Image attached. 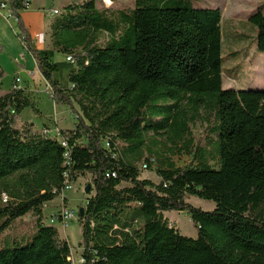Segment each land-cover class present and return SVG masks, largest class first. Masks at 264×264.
I'll list each match as a JSON object with an SVG mask.
<instances>
[{"label":"trees","instance_id":"trees-1","mask_svg":"<svg viewBox=\"0 0 264 264\" xmlns=\"http://www.w3.org/2000/svg\"><path fill=\"white\" fill-rule=\"evenodd\" d=\"M97 1L66 5L51 24L54 47L38 49L22 0H12L51 97L77 120L59 129L66 148L21 127V112L35 108L25 89L0 95V264H264V88L223 87L222 10L200 0H135L117 10ZM249 21L264 52V4ZM56 52L75 61H56ZM6 74L0 65V87ZM211 121L208 149L192 126ZM180 152L191 163L177 165ZM142 159L156 165L158 183L142 177ZM85 173L95 194L80 218L75 263L68 240L44 223L43 207ZM189 195L216 206L195 207ZM170 210L188 212L197 237L181 234L164 215ZM29 213L37 222L30 237L4 235Z\"/></svg>","mask_w":264,"mask_h":264},{"label":"rangeland","instance_id":"rangeland-1","mask_svg":"<svg viewBox=\"0 0 264 264\" xmlns=\"http://www.w3.org/2000/svg\"><path fill=\"white\" fill-rule=\"evenodd\" d=\"M68 0H38L39 4H47V12H49L51 24L57 19L61 18L62 14L66 11L64 9ZM111 0H98L97 6L102 9L107 6L113 10L132 8L135 0H116L113 3ZM72 2V0H71ZM213 4L222 10L223 15V86L224 88H240L244 89L249 81L264 82V52L258 50L255 37V26L250 23L249 14L258 6L264 4V0H205V4ZM199 4V3H198ZM200 5V4H199ZM198 5V6H199ZM51 7H58L59 14L52 15ZM7 13L0 14V65L5 69L6 76L4 77L1 87L0 95H4L15 87V83H19L18 87H23L21 82H17L16 75L20 74L22 80H26V74L18 71L21 65L29 71L38 72V60L33 59L25 49L19 34L21 30L16 25L14 18L7 19ZM52 15V16H50ZM48 21V20H47ZM50 24V28H51ZM254 27H253V26ZM52 32L48 33V46L53 48ZM106 38L102 37L101 43L105 44ZM33 45V44H32ZM26 53V58H22V53ZM54 59L56 61L66 59V55L56 52ZM37 63V64H36ZM17 70V72H16ZM20 70V69H19ZM234 74V76H231ZM31 80L35 82L33 90L24 88L28 96L31 98L35 105L33 107L25 108L20 115L21 127L26 128L32 126L35 130L42 131L50 129L52 133L57 132L60 127L72 128L77 120L76 114L72 108L63 103H56L51 97L52 89L48 82L31 76ZM13 82V85H12ZM12 86V87H11ZM78 109V106L75 105ZM207 113L209 110L203 108ZM212 127L211 122L196 123L192 126L193 135L196 143L201 142L202 146L209 149V141H206L207 131ZM204 138V139H203ZM214 139L215 136H212ZM196 145V144H195ZM162 149V148H161ZM174 162L179 166H184L191 163V156L186 152L174 154L172 157ZM144 159L138 162V167L141 169L143 178H149L158 183L160 178L156 173V165L151 169H142ZM213 164V162H212ZM215 166V164H213ZM92 175L90 173L80 174L77 178L70 182L71 189H65L62 194L54 200L45 203L43 207L44 223L54 225L59 230V235L70 243L72 247L71 259L75 263L82 261L83 247L80 245L83 240V224L79 216V208L86 207L88 199L95 194L86 192L85 189L90 184ZM127 184H122V186ZM4 200V199H3ZM186 200L195 207L203 210H213L216 203L212 200L200 198L195 195L187 196ZM67 204L75 209L76 217L72 220L64 232L59 222L51 223L50 218L53 214L59 211L62 204ZM165 217L170 223L175 226L181 234L189 237H197V228L191 219V216L186 211L170 210L165 211ZM37 229L36 217L29 213L14 222L12 227L7 230L4 235H7L11 240L16 238L25 239L30 237Z\"/></svg>","mask_w":264,"mask_h":264},{"label":"crops","instance_id":"crops-1","mask_svg":"<svg viewBox=\"0 0 264 264\" xmlns=\"http://www.w3.org/2000/svg\"><path fill=\"white\" fill-rule=\"evenodd\" d=\"M38 0H31V7L29 9H23L20 11L22 18H23V22L24 25L28 31V33L30 34L31 37V44H33L34 47L38 48V49H49L50 47L48 46V33L50 32L51 28H50V17H49V12H47V4H39L37 2ZM75 0H72V2H74ZM79 1H83V0H79ZM113 3H115L116 0H111ZM110 1V4H111ZM69 3H71V0H68L66 2V4H63L62 6H66ZM199 4L201 7H213L216 8L218 6H214L213 4H209L206 3L205 4V0H200ZM260 5H258L250 14L248 19L250 18L251 14L259 7ZM219 8V7H218ZM52 9H58V7H51ZM2 15V13H0ZM52 16V15H50ZM12 18V17H11ZM7 19H10L9 17ZM17 25V20L14 19ZM48 20V21H47ZM22 32V31H21ZM24 53V52H23ZM22 53V58H26L27 55H23ZM56 54V53H55ZM30 57H32L34 60L36 59L31 53L28 54ZM55 57V56H54ZM63 60V59H62ZM62 60H58V61H62ZM37 64V63H36ZM22 67L18 69V71H21L22 73L26 74V80H22L19 72L16 75V78L19 77L20 78V82L22 81L21 84H23L24 88H27L28 86V90H33L35 87V82H33V80H31V70H27L24 65H21ZM38 67V65H37ZM37 71H34V75L35 77L38 79V81L44 80L47 82V80H45V78L42 76V74L40 73L39 69H37ZM17 72V70H16ZM33 75V76H34ZM232 76H234V74H232ZM49 84V83H48ZM224 84V82H223ZM13 85V82H12ZM248 86L247 87H259V88H264V82H259V81H249L247 83ZM12 87V86H11ZM22 87V88H23ZM224 87V86H223ZM236 89H240V88H236ZM61 129H65L64 127H60ZM59 128V129H60ZM70 128V127H69ZM63 231L65 232L66 229H63ZM65 239H67V237L65 236Z\"/></svg>","mask_w":264,"mask_h":264},{"label":"built area","instance_id":"built-area-1","mask_svg":"<svg viewBox=\"0 0 264 264\" xmlns=\"http://www.w3.org/2000/svg\"><path fill=\"white\" fill-rule=\"evenodd\" d=\"M22 3H23V6H22L21 10L29 9L31 7V0H22ZM3 12H6L8 14L7 18L8 17L9 18L12 17V18L17 20V18L15 17V14H14L13 7H12V0H0V13H3ZM50 12H51L52 15H56V14H59L60 11H59V9H52V10H50ZM19 37H20L21 42L23 43V46L25 47V49L28 50V46H27L25 35L22 32H20ZM23 55H26V53L24 52ZM66 59L68 61H70V62H74L75 61L73 55H66ZM31 74L33 76L34 75V71L31 72ZM16 80H17V82H20V78L19 77H17ZM17 84H19V83H15V87L19 86ZM43 132L47 136L57 137L60 140V142L62 143V145L64 147L68 148L66 140L61 138L59 129L55 133H52V131L50 129H44ZM104 143H105V146L107 148L111 149L112 146L110 144V139L109 138H105ZM65 157L67 158L66 164H70V161H69V149H67V151L65 152ZM152 160L154 161V159H152ZM148 168H149L148 167V163L143 162L142 169H148ZM115 175H116L115 172L107 173V176H115ZM66 176L67 177L69 176L68 173L66 174ZM70 182L71 181L69 180L68 183H67V186L65 187V189H71L72 188V185H70ZM75 217H76L75 209L71 208L67 204H64V202H63V204H62L61 208L59 209V211L51 216L50 222L51 223L59 222L60 225L62 226V229H67L69 224H70V222L72 220H74Z\"/></svg>","mask_w":264,"mask_h":264},{"label":"water","instance_id":"water-1","mask_svg":"<svg viewBox=\"0 0 264 264\" xmlns=\"http://www.w3.org/2000/svg\"><path fill=\"white\" fill-rule=\"evenodd\" d=\"M90 188H91V185L88 184L87 187H86V189H85V191H86L87 193L90 192ZM84 214H85V207H80V208H79V216H80V217H83Z\"/></svg>","mask_w":264,"mask_h":264}]
</instances>
